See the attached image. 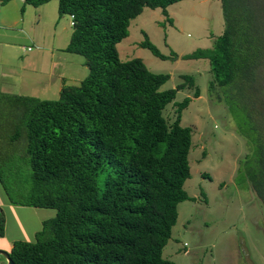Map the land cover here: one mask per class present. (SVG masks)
I'll return each mask as SVG.
<instances>
[{
	"label": "trees",
	"instance_id": "trees-1",
	"mask_svg": "<svg viewBox=\"0 0 264 264\" xmlns=\"http://www.w3.org/2000/svg\"><path fill=\"white\" fill-rule=\"evenodd\" d=\"M177 1L57 0L58 14L73 16L64 50L82 55L88 73L63 84L56 99L0 92V187L10 205L56 212L34 242H12L13 264H174L162 251L177 205L192 199L183 187L192 129L180 125L191 98L176 103L172 122L164 110L194 79L183 75L161 89L170 75L151 72L139 57L122 60L117 44L145 7L168 17ZM220 2L222 33L182 58L208 60L210 96L225 104L250 148L238 177L264 207L263 22L256 0ZM140 45L160 59L178 58L161 54L146 34ZM4 224L0 211V236Z\"/></svg>",
	"mask_w": 264,
	"mask_h": 264
},
{
	"label": "rangeland",
	"instance_id": "rangeland-1",
	"mask_svg": "<svg viewBox=\"0 0 264 264\" xmlns=\"http://www.w3.org/2000/svg\"><path fill=\"white\" fill-rule=\"evenodd\" d=\"M256 2L258 19H262L264 29V0ZM166 10L168 17L161 8L145 7L130 21L128 36L117 44L122 60L139 57L151 72L170 75L161 89L184 82L183 75L194 79V85L178 90L164 110V116L172 122L176 118V103L185 97L191 98L181 111L180 125L192 129L188 154L190 177L183 185L192 199L177 205V221L162 255L174 264H264V207L237 172L238 162L250 153V148L236 131L237 122L225 104L210 96L208 60L182 58L198 48L211 47L222 33L221 2L180 0ZM12 14L21 16L18 9H13V13L8 11L9 18ZM35 15H40L39 22ZM22 17V25L0 26V39L17 43L13 49L14 65L21 63L17 55L39 59L20 70L24 75L18 82L8 77L12 73L0 71V91H3L1 87H9L12 91L56 99L63 84H78L88 73L84 57L63 48L72 31L70 17L58 14L57 0L38 8L31 6ZM145 34L161 54L175 53L178 58L160 59L141 47ZM27 47L32 50L26 51ZM48 65L51 77L47 83L42 77L46 76ZM15 75L20 77L19 73ZM195 88L200 92L197 98L193 97ZM2 194L0 201L6 203L4 206L10 205L3 191ZM0 208L7 212L9 237L17 231L12 233V238L30 242L35 241L43 221L56 213L54 209L25 206L31 218L22 217L20 221L9 208ZM18 222L23 224L22 233H18Z\"/></svg>",
	"mask_w": 264,
	"mask_h": 264
},
{
	"label": "crops",
	"instance_id": "crops-1",
	"mask_svg": "<svg viewBox=\"0 0 264 264\" xmlns=\"http://www.w3.org/2000/svg\"><path fill=\"white\" fill-rule=\"evenodd\" d=\"M8 5H11L10 7H8ZM31 5H27L24 4L23 0H10L9 2H7L6 4H1L0 3V26H10V27H15L17 25H22L23 23V17L22 15L24 14V11L27 8H30ZM39 7V6H38ZM36 7V8H38ZM13 9H18V13H21V16L19 15V17H16L14 14H12V16H10L11 18H9L8 15V11L10 10L13 13ZM15 13V12H14ZM34 17H37L38 22H39V18L40 15H35ZM70 22L71 18H70ZM68 44V43H67ZM67 44L63 47L65 48L67 46ZM17 43L14 41H7V40H2L0 39V71L2 73H12L10 75H8V77L15 79L17 82L20 80H22L21 78H23V73L20 71L23 68L27 69L28 65L32 62L37 61L39 58L38 57H26L25 56H21V55H17L19 57L20 60V64H13V56H14V48H17ZM30 47L26 48V51H31L32 49H28ZM23 52L25 51V49H22ZM16 52V51H15ZM18 53V52H17ZM11 59V60H9ZM6 65H9V67H7ZM20 75V77H18L15 74ZM46 76H43L42 79H45L46 82H49V78L51 77V70L49 69V65L46 67V71H45ZM4 76V75H3ZM62 78H65L64 76ZM64 82V81H63ZM0 92H5V93H14V94H23V95H30V96H36L39 98L44 99L45 97H42L41 95H35V94H29V93H22L21 91H12L13 88L9 89V87H1ZM2 188L0 187V196H2ZM5 195V194H4ZM3 197V196H2ZM6 199V196H5ZM7 200V199H6ZM7 202V201H6ZM4 202L0 201V207L2 206V208H9V212L14 216L17 217L21 220L22 217H30V214L25 206H15V205H6L4 206ZM39 208V207H38ZM3 212L5 214L4 218H5V224H4V234L3 236H0V250H10L12 247V242L16 240V238H12V233H17V231H13L10 233V237L8 235V219H7V212L4 211ZM31 218V217H30ZM15 219V218H14ZM16 221V220H15ZM19 223V222H18ZM32 223V222H31ZM29 223V224H31ZM23 224L19 223L18 224V233H22L23 232ZM16 235V234H14ZM21 235V234H18ZM3 239V240H2ZM6 263V259L3 255H0V264H5Z\"/></svg>",
	"mask_w": 264,
	"mask_h": 264
},
{
	"label": "water",
	"instance_id": "water-1",
	"mask_svg": "<svg viewBox=\"0 0 264 264\" xmlns=\"http://www.w3.org/2000/svg\"><path fill=\"white\" fill-rule=\"evenodd\" d=\"M0 255H3L6 259V264H13V261L10 259L8 252L0 251Z\"/></svg>",
	"mask_w": 264,
	"mask_h": 264
},
{
	"label": "built area",
	"instance_id": "built-area-1",
	"mask_svg": "<svg viewBox=\"0 0 264 264\" xmlns=\"http://www.w3.org/2000/svg\"><path fill=\"white\" fill-rule=\"evenodd\" d=\"M69 17L72 19L73 18V16L72 15H69ZM28 49H30V48H28Z\"/></svg>",
	"mask_w": 264,
	"mask_h": 264
}]
</instances>
